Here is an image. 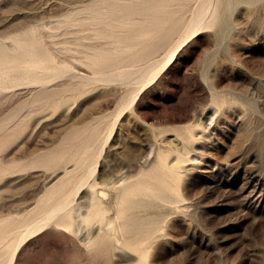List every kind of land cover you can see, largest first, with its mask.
<instances>
[{
	"label": "rangeland",
	"instance_id": "374dc122",
	"mask_svg": "<svg viewBox=\"0 0 264 264\" xmlns=\"http://www.w3.org/2000/svg\"><path fill=\"white\" fill-rule=\"evenodd\" d=\"M93 1L0 0V39L36 24L48 26L58 41L74 38L56 22ZM196 1L175 6L181 20L174 38L150 43L151 56L160 61L178 42L180 51L125 109L100 158L93 179L95 189L108 193L104 224L72 229L63 220L35 228L15 264H264V0H219L212 17L186 34ZM157 42L164 44L161 50ZM60 81L53 86L71 82ZM75 85L43 109L21 110L18 126L0 133V225L10 221L3 224L6 232L0 226V264H9L20 243L11 235L12 220L25 218L64 177L65 167L76 168L73 157L93 143L86 154L93 163L86 166L94 165L110 121L139 87ZM20 87L0 96V122L31 93ZM50 151L63 159L43 163ZM121 177L128 190L108 182ZM169 184L176 187L172 194ZM90 191L77 196L83 216Z\"/></svg>",
	"mask_w": 264,
	"mask_h": 264
},
{
	"label": "bare ground",
	"instance_id": "6f19581e",
	"mask_svg": "<svg viewBox=\"0 0 264 264\" xmlns=\"http://www.w3.org/2000/svg\"><path fill=\"white\" fill-rule=\"evenodd\" d=\"M179 1L183 0H94L83 7L67 11L64 18L61 17L62 19L59 18L61 20L58 19L59 21L56 22L55 28L62 29L64 31V33L62 32L63 34L74 35V38L66 37L67 39L58 41L60 39H55L58 36L52 31H48V26L36 24L26 28L9 40L6 38L4 40L0 39V96L7 97L6 94L14 93L17 90L16 88L20 86V88H32L28 98L19 103L18 108L13 109L15 110L14 112H10L11 116L8 114L7 120L0 122V133L4 134L9 128L12 129L13 125L20 119V115H22L21 113H23L25 108H35L38 105V108L42 107L43 109L44 106L51 105V100L54 97L68 92L71 87L76 86L75 84L88 85L92 83L118 82L133 85V87L130 86L133 89L134 86H139L124 97L123 102L126 106L124 105V109L120 112L118 111L119 113L116 115L114 121H110L113 122L112 125L110 126L109 123H106L110 127H107V135L103 137L104 140L102 146L100 145V153L94 165L86 166L93 161V159L90 161L91 155H86L93 143L85 147L80 152L81 154H78L79 156L73 157L77 160L74 162L76 164L74 167L76 168L69 170V168L65 167L64 177L37 200L36 207L31 209L25 218L22 217L23 219H16V221L12 220L13 224L12 226L10 225L12 228L10 231L11 235L20 236V243L15 248L9 264H15L17 255L27 237L26 235L33 232L35 228H40L52 222L60 224L63 220L72 229L83 223L89 224L87 226L94 225L95 223L104 224L103 222L107 219L108 213V207L104 199L108 193L104 189H95L98 182L96 183L93 178L97 173L100 158L104 153L105 147L112 139L117 123L119 120H122L121 118L126 111L125 109L134 107L142 92L155 83L177 58L180 51V42L178 41V44H175L176 47L173 49V52L163 61L154 59L151 56L152 51L149 50L152 47L149 49L148 47L153 43V40L156 41V38L160 39L158 41L161 42L163 41L162 39L175 37V35L172 37L170 34L179 31L177 24L181 20L178 16L180 15V11L177 10L178 6L175 7L179 5ZM218 1H196L197 4L193 10L191 9V18H188L189 21L183 32L186 34L191 33L206 23L216 11L215 8ZM184 3L181 2L180 4L183 5ZM182 5L179 8H183ZM172 14V18L168 17ZM153 26H157L156 29ZM151 29L154 33H152ZM180 34L178 35L180 39L184 38L185 34ZM61 43H64V45H59ZM157 43V49L161 50L164 44ZM153 49L155 50L156 46ZM81 66L88 68V70L86 69L88 72L81 70ZM66 78L70 79L71 82L61 83L57 87L53 86L56 82ZM16 125L18 126V124ZM100 134L102 133L100 132ZM90 136L89 138L91 139ZM94 136H96V133ZM64 138L63 143L69 144L70 137ZM51 151L50 153L47 152L49 155L45 157L46 159L45 161L43 160V163L63 159L62 156L51 155L54 153H51ZM79 167L84 169L80 171L82 172L80 173L81 175L75 178L74 172ZM169 174L168 176L171 175L170 178L174 176V174ZM108 182L113 184L115 188L120 185L122 187L123 185L124 189H129V184L127 186L124 185L126 182L125 177ZM173 182L175 183L176 181ZM169 187L172 190L170 184L168 187L166 186V188ZM83 188L91 190V193H89L90 198L84 200L88 207L86 208L87 210L85 209V216H83L84 210H81L84 207H80L77 200V196ZM175 190H172L170 194ZM8 221L2 222L5 227H8L6 226L7 223L10 224V221ZM3 224L1 225L4 229H1L6 232ZM2 231L0 232V240H3L2 237L5 236V232L2 234ZM7 236L6 238L10 237Z\"/></svg>",
	"mask_w": 264,
	"mask_h": 264
}]
</instances>
